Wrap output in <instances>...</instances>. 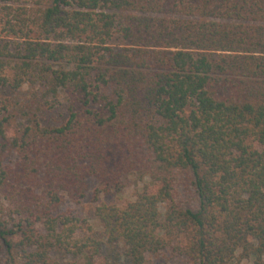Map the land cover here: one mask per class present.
Returning a JSON list of instances; mask_svg holds the SVG:
<instances>
[{"label": "trees", "instance_id": "obj_1", "mask_svg": "<svg viewBox=\"0 0 264 264\" xmlns=\"http://www.w3.org/2000/svg\"><path fill=\"white\" fill-rule=\"evenodd\" d=\"M30 79L68 115L0 104V264H264V0H0V85ZM131 175L98 233L60 210Z\"/></svg>", "mask_w": 264, "mask_h": 264}, {"label": "rangeland", "instance_id": "obj_2", "mask_svg": "<svg viewBox=\"0 0 264 264\" xmlns=\"http://www.w3.org/2000/svg\"><path fill=\"white\" fill-rule=\"evenodd\" d=\"M121 46L123 44L116 43ZM50 95L46 94L45 87L40 86L34 79L22 85L19 89H12L4 85H0V104H6L9 111L16 113L21 120L30 118L33 113L43 124L61 123L67 118L66 106L59 100L54 106L50 107ZM50 105V106H49ZM148 181L143 176L131 175L125 178L121 183L119 191H111L108 194L97 195L95 190L101 186L100 181L96 178L88 179V188L84 198L78 202L65 200L61 211L75 212L82 218V229L86 233H98L99 226L94 219V209L101 203L124 205L131 196ZM99 261V258H96ZM147 264H188L183 257H178L170 249L163 252L148 256Z\"/></svg>", "mask_w": 264, "mask_h": 264}]
</instances>
